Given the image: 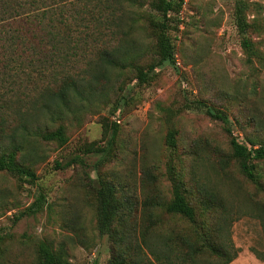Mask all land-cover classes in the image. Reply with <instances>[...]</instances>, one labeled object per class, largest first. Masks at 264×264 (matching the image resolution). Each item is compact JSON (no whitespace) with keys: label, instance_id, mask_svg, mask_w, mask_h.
<instances>
[{"label":"rangeland","instance_id":"1","mask_svg":"<svg viewBox=\"0 0 264 264\" xmlns=\"http://www.w3.org/2000/svg\"><path fill=\"white\" fill-rule=\"evenodd\" d=\"M152 1L103 0L104 12L96 19L98 0H4L0 95L14 99L20 87L8 83L14 75L2 72H8L2 62L8 53L21 55L23 62L58 49L81 54L80 70L87 76L99 71L103 47L128 49L136 64L148 63L155 57L149 23L159 17ZM235 1L182 0L179 24L171 31L175 65H158L148 82H140L129 64L112 68L110 83L101 78L96 94L76 101L74 111L58 123L40 109L39 94L25 91V111L12 116L8 132L21 117L33 129L27 135L17 128L16 136L26 138L18 160L35 176L0 171V264H39L42 242L75 264H111L117 258L126 264H222L234 247L243 264L249 255L256 256L253 250L264 248V223L256 216L264 209V190L242 174L232 156L230 133L207 110L226 113L241 143L264 144V62L242 44ZM245 2L251 22L246 37L264 59V0ZM63 38L68 46L61 44ZM197 101L207 107L190 106ZM60 122L65 143L35 133L37 126L53 129ZM10 141L0 143V155L11 149ZM91 143L108 149L105 160L103 152H84ZM77 157L67 168L56 167L57 160ZM254 163L264 184V159ZM175 184L195 208V221L166 210ZM99 185L111 188L119 205L110 236L98 228ZM210 191L218 194L223 208L207 206ZM149 196L157 201L153 222L144 206ZM39 197V208L29 210ZM185 236L198 245L190 249L182 242ZM211 244L230 248L219 256Z\"/></svg>","mask_w":264,"mask_h":264},{"label":"trees","instance_id":"2","mask_svg":"<svg viewBox=\"0 0 264 264\" xmlns=\"http://www.w3.org/2000/svg\"><path fill=\"white\" fill-rule=\"evenodd\" d=\"M4 0H0V3ZM182 0H153L152 7L156 10L158 18L150 19V27L152 30L154 42L155 57L145 64H136L133 60V54L128 49H122L120 47H113L109 49L103 47L98 55L97 63L99 71L93 70L92 73L87 76L88 71H81V63L84 57L81 54L70 53L66 51L56 50L46 56L37 55L33 57V60L27 59L21 61V55H14L12 53L5 54L2 62L8 72L2 71L5 75L10 78L14 77L9 81V84L19 85L20 87L14 92V99L10 97H2L0 95V143L4 138H10L11 149L0 155V171L7 170L14 175H26L34 177L35 174L29 168L22 166L18 160L17 152L24 148L26 138L21 137L18 139L16 136L17 128L24 131L27 135L30 130L28 121L21 117L20 123L13 128L12 132H8L9 124L13 120L12 116L22 114L25 110V101L27 100L26 92L31 96H39L41 104V110L50 115V121L58 123L62 121L67 115L74 111V104L76 101L83 102L87 101L89 97L96 94L99 89L100 79L104 78L106 84L110 83L108 71L112 68L124 67L129 64L136 71L137 79L140 82H148L151 77L150 73L158 65L163 63H170L175 65V48L171 37V31L173 26L177 27L179 21L177 15L182 6ZM103 0H98V4L95 7L98 11L94 13L98 16L104 12V9L100 7L103 4ZM106 8L110 9L109 6ZM247 4L245 0H236L234 9V19L238 32L243 35L242 44L249 51L253 58H256L261 64L264 59L261 53L253 48V42L246 37L251 22L247 19L246 15ZM50 33V32H49ZM55 35H59L56 33ZM56 41V37H53ZM63 46H68L69 42L66 43L63 38L61 43ZM54 47H57L53 44ZM144 67L147 70H144ZM101 68V70H100ZM105 87V85H103ZM16 88V87H15ZM40 89V90H39ZM26 91V92H25ZM47 97L46 99L44 97ZM2 97V98H1ZM41 98V99H40ZM192 104V103H190ZM197 105L190 106H206V104L200 101L196 102ZM208 113L214 118L219 119L226 129L230 133V146L232 148V156L237 158L242 174L250 181H256L258 185L264 190V184L261 183L256 174V165L254 161L264 159V144L255 147L254 143L251 146L246 143H241L237 137L232 135L230 118L229 116L221 111L216 113L211 108H207ZM35 133H41V136L48 141L57 140L61 143L67 141L65 134L64 125L60 122L53 129H43L42 126L35 128ZM114 139V135L111 140ZM169 142L171 146H175L176 140L173 134L169 136ZM85 153H100L103 152L102 160H105L109 155L108 149L102 147H96L95 143L87 145L84 149ZM77 158H73L67 161H56V167L64 169L71 166ZM221 163L224 159L221 158ZM97 200H98V228L102 235L110 236L113 231L114 218L119 210V205L114 196V192L111 188L99 185L97 188ZM38 202H41L39 197L35 201L29 210L34 206L39 208ZM208 207H220L223 208V203L216 192L210 191L208 198L206 199ZM157 205V201L154 197L149 196L144 202L145 212L147 213L148 219L153 222L155 215L153 208ZM264 206V203L262 204ZM166 210L170 213H176L184 216L190 221L196 220L195 208L190 205L185 197V194L181 191L180 187L175 184L173 188V198L166 205ZM259 216L264 223V209L259 211L256 215ZM149 230V228H148ZM148 232L142 233L143 240L146 243ZM182 242L189 246L190 249L198 245L197 240H193L189 237H182ZM234 246V245H233ZM211 248L219 256H224L230 245L226 244H211ZM234 254L227 256L222 264H230L234 259L238 257L240 252L239 249L234 247ZM254 254L258 259L264 262V248L261 250H253ZM190 257L192 254L189 253ZM38 263L39 264H75L56 253L51 246L42 242L38 246ZM111 264H126L123 258H117L110 262ZM133 264H141L140 261H134Z\"/></svg>","mask_w":264,"mask_h":264},{"label":"crops","instance_id":"3","mask_svg":"<svg viewBox=\"0 0 264 264\" xmlns=\"http://www.w3.org/2000/svg\"><path fill=\"white\" fill-rule=\"evenodd\" d=\"M242 254H240L236 259H234L230 264H240L238 263L242 259ZM246 263L243 264H264L263 261L259 260L256 256L254 255H249L245 259H243Z\"/></svg>","mask_w":264,"mask_h":264}]
</instances>
